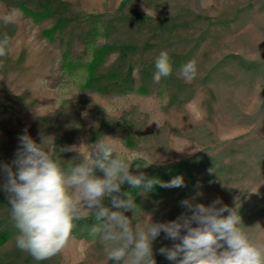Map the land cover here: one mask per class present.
I'll use <instances>...</instances> for the list:
<instances>
[{"label":"rangeland","instance_id":"374dc122","mask_svg":"<svg viewBox=\"0 0 264 264\" xmlns=\"http://www.w3.org/2000/svg\"><path fill=\"white\" fill-rule=\"evenodd\" d=\"M13 10L15 22L0 19V39L10 41L0 57V169L16 170L25 132L65 169L112 139L132 175L179 176L184 186L156 184L134 196L125 182L114 195L130 194L134 209L106 197L109 212L146 228L191 216L184 200H219L217 208L237 207L241 227L264 243V0H0V17ZM161 51L172 73L156 83ZM191 60L197 74L186 81L180 69ZM108 73L120 76L90 83ZM176 165L174 177L160 176ZM5 183L0 170V230L10 232L0 264H114L93 232L107 218L91 214L74 221L67 246L50 259L20 250ZM176 243L161 232L152 242L156 264H176L159 252Z\"/></svg>","mask_w":264,"mask_h":264},{"label":"clouds","instance_id":"9594fccd","mask_svg":"<svg viewBox=\"0 0 264 264\" xmlns=\"http://www.w3.org/2000/svg\"><path fill=\"white\" fill-rule=\"evenodd\" d=\"M0 19L7 25L15 22L17 13L13 10ZM9 44L5 34L0 39V57L8 54ZM155 67L154 82L171 75L167 51L159 53ZM180 71L186 81L193 80L197 74L196 61L182 65ZM18 139L20 147L13 161L16 170L9 165H3L0 170L6 173L3 188L18 230L16 246L35 260H47L60 253L70 240L74 221L91 214L97 220L107 218L93 232L104 243L107 258L114 264H156L152 242L161 232L167 239L180 241L172 248L159 249L176 264H264V243L251 238L241 227L237 207L217 208L219 200L210 206L184 200L181 204L191 216L182 214L167 223L148 222L146 228L133 227L123 211L109 212L103 203L106 197H111L118 209H134L130 194L126 200L114 195L125 182L143 191L151 190L156 184L162 188L184 186L179 176L162 182L143 174L132 175L130 164L112 139H100L88 158L68 169L53 158L44 142L37 144L26 132ZM97 169L104 173L103 177L95 174ZM194 223L196 227L192 226ZM182 230L186 234L182 235Z\"/></svg>","mask_w":264,"mask_h":264},{"label":"trees","instance_id":"16d2710c","mask_svg":"<svg viewBox=\"0 0 264 264\" xmlns=\"http://www.w3.org/2000/svg\"><path fill=\"white\" fill-rule=\"evenodd\" d=\"M119 76L120 75H117L116 73H108L106 75L100 76L99 78H94L93 76H91L90 83L95 87L99 88L102 84V80L107 83L109 82V80L117 79ZM180 170L181 165L168 166L166 168H163L162 170H159V174L162 178L174 177L178 172H180ZM151 179H156V177H152ZM130 190L135 196L137 194L138 188L132 187ZM9 237L10 232L8 230H0V245L5 243L9 239Z\"/></svg>","mask_w":264,"mask_h":264}]
</instances>
